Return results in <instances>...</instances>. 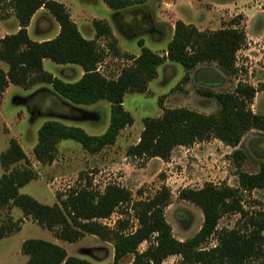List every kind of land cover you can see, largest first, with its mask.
<instances>
[{"label": "trees", "instance_id": "trees-1", "mask_svg": "<svg viewBox=\"0 0 264 264\" xmlns=\"http://www.w3.org/2000/svg\"><path fill=\"white\" fill-rule=\"evenodd\" d=\"M113 11H123L147 0H102ZM7 2L18 24V31L0 39V95L9 85L29 89L45 84L52 88V98L59 110L71 111V106H91L101 101L110 104V119L105 132L89 135L83 129L67 126L55 120H46L38 130L34 159L40 164H51L62 140H73L90 154H98L113 146L120 132L133 124L132 116L124 109V97L130 93H145L148 84L158 76V68L165 62L180 65L189 79V72L200 64H216L226 75H234L237 52L246 44L244 30L233 27L216 31H200L195 26L176 21L166 51L160 55L138 41L140 54L127 56L131 63L123 67L116 79L107 78L98 71L104 60V50L96 40H87L79 32L65 6L54 0H0ZM41 8L59 26L58 34L48 40L34 41L27 28ZM5 15L0 14V21ZM96 38L110 39V28L102 21H93ZM118 54V52H115ZM48 60L58 66L73 65L83 71L75 82H65L45 71ZM199 95L212 98L218 110L204 115L185 108L163 109L157 118H145L143 130L136 145L127 150L133 158H158L167 162L175 148L189 147L198 142L217 139L234 149L235 161L245 155L238 149L243 137L250 131L264 134V114L254 113L251 104L257 90L239 83L232 92H214L208 87L197 89ZM65 102V103H63ZM161 100L159 105H161ZM27 162L26 155L15 139H10L7 150L0 154V165L5 173L0 178V210L12 205L24 217L31 218L39 227L54 233L57 240L75 243L85 235L96 236L112 243L113 262L120 264L133 256L131 264H162L165 259L179 256L181 264H264V212H248L243 208V194L264 189V163L257 173L238 172L237 187L206 183L200 189H183L179 199L196 206L203 221L192 237L178 241L165 218L164 211L171 201V192L161 186L152 196L132 202V193L116 184L95 192L90 187L70 191L58 202L45 205L20 189L35 178L28 167L11 166ZM240 169V163H237ZM121 210V215L133 212L138 226L125 233L126 221H117L115 228L102 220ZM237 214L239 219L232 229H218L224 215ZM19 225L10 219L0 222V240L18 231ZM215 237L216 244L204 248ZM147 243L144 251L140 245ZM27 256L25 264H93L68 256L61 246L41 239H28L21 245Z\"/></svg>", "mask_w": 264, "mask_h": 264}, {"label": "rangeland", "instance_id": "rangeland-1", "mask_svg": "<svg viewBox=\"0 0 264 264\" xmlns=\"http://www.w3.org/2000/svg\"><path fill=\"white\" fill-rule=\"evenodd\" d=\"M64 2L72 21L79 26L80 34L87 40H96L99 48L104 50L105 58L97 68L111 79H116L121 69L131 63L127 56L140 54V40L145 47L163 55L176 21L182 18L190 20L189 25L200 31L226 29L233 24L246 33V44L236 54L234 75H226L216 64L206 63L190 71L189 79L184 81L186 71L180 65L170 62L161 65L157 78L148 84L145 93L125 95L123 106L132 116L133 124L120 132L113 146L98 154L88 153L73 140H62L57 145L55 160L51 164H40L34 159L33 149L37 144L38 130L46 120L79 127L89 135L103 134L110 119L108 102L71 106V111L59 110L58 104L49 97L54 94L52 88L45 84H36L26 90L9 85L0 95V154L7 150L10 139H15L27 162L14 164L11 169L26 166L35 174V178L19 190L21 194L42 204L53 205L58 202V197L63 199L74 189L90 187L101 193L107 185L116 184L128 189L132 193V202H135L152 196L164 185L171 192V201L164 214L174 238L184 241L194 236L201 228L202 213L193 204L179 199V192L187 188L200 189L206 183L237 187L239 171L257 173L264 163V134L254 130L245 134L238 147L245 158L239 162L233 158L235 150L217 139L175 148L167 162L158 158L129 157L127 150L138 143L143 120L160 117L163 109L185 108L204 115L215 113L217 102L199 95L197 89L200 87H208L214 92H232L239 83L250 85L257 90L251 110L264 114V0H191V5L188 0H147L123 11L109 9L102 0ZM222 3L227 5H218ZM214 6L218 11L213 10ZM0 14L5 15L0 21L1 39L12 34L9 32L17 29L18 24L7 2L1 4ZM93 21L107 24L113 44L110 39L96 38ZM27 32L32 40L44 41L54 38L59 26L41 8L31 19ZM0 68L6 71L7 66L0 61ZM44 69L65 82H75L81 75L77 66L56 67L48 60ZM237 163H240V169ZM4 173L0 165V178ZM242 203L249 213L264 212V189L244 193ZM7 219L19 225V229L0 240V264H24L26 257L20 248L28 239L57 244L68 256L93 264L113 262L112 243L103 242L96 236L85 235L75 243L57 240L53 232L39 227L12 205L0 210V222ZM121 219L126 221L125 233L138 226L131 210L127 215H121L118 210L101 222L113 229ZM238 219L237 214L224 215L218 229H232ZM215 244V237H212L203 246L208 249ZM146 246L147 243L140 245L139 251H144ZM132 260L130 255L120 264H131ZM180 260L179 256H172L162 264H181Z\"/></svg>", "mask_w": 264, "mask_h": 264}, {"label": "crops", "instance_id": "crops-1", "mask_svg": "<svg viewBox=\"0 0 264 264\" xmlns=\"http://www.w3.org/2000/svg\"><path fill=\"white\" fill-rule=\"evenodd\" d=\"M54 1H57V2H59V3H61V4H63V5H65L66 6V3L64 2V0H54ZM189 2H190V5H191V0H188ZM190 5H188L189 6V8H188V11H190L191 12V6ZM218 5H220V6H226L227 4H224V3H222V4H218ZM193 6V5H192ZM194 7V6H193ZM185 8V7H184ZM185 10H187L186 8H185ZM213 10L216 12V11H218V9H217V7H213ZM190 15H191V13H190ZM72 18V17H71ZM179 19V18H178ZM181 21H184L185 23H188L189 24V22H191L190 20H188V19H184V18H182L181 19ZM73 22L75 23V24H77L74 20H73ZM78 26V25H77ZM196 27V26H195ZM78 29H79V26H78ZM18 31V28L16 29L15 28V30L13 29V30H11L9 33H16ZM6 35H8V34H6ZM40 42V41H39ZM46 61V60H45ZM45 61L43 62V66H44V64H45ZM56 67H61V66H58V65H55ZM80 78L82 77V75H83V71L80 69ZM79 78V79H80ZM21 249V248H20ZM26 257V261H27V259H28V257L27 256H25ZM25 264V263H24Z\"/></svg>", "mask_w": 264, "mask_h": 264}]
</instances>
